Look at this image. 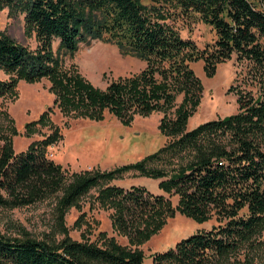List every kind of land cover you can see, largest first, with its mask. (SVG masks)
Here are the masks:
<instances>
[{
    "label": "trees",
    "instance_id": "obj_1",
    "mask_svg": "<svg viewBox=\"0 0 264 264\" xmlns=\"http://www.w3.org/2000/svg\"><path fill=\"white\" fill-rule=\"evenodd\" d=\"M23 16L26 35H33L34 50L0 32V70L10 76L0 81V99L12 94L19 81L45 79L54 105L64 117L99 120L107 112L124 124L135 115L162 113L158 130L177 138L133 166L108 173L80 172L66 182L65 170L47 157V149L61 140L59 129L25 152L15 154L11 129H0V207L29 206L60 194L58 210L67 208L104 181L128 172L160 179L159 190L178 196V206L163 195L144 188L107 186L97 201L111 210L115 231L130 245L139 246L156 235L168 218L184 215L196 223L212 218L217 226L195 233L173 249L151 256V264H218L251 242L264 228V10L249 0H0V10ZM201 23L215 34L202 49L183 38L180 24L190 29ZM74 54L81 44L102 41L123 55L145 63L137 75L94 89L76 72L64 70L53 53ZM235 57L243 84L257 94L236 91L238 111L187 131L186 124L200 104L201 81L192 65L201 62L207 78L219 65ZM234 89V88H233ZM182 104L172 114L175 96ZM49 113L25 128L49 124ZM0 114L7 115L5 112ZM172 114V116H171ZM11 122V121H10ZM12 126V122L10 123ZM190 151L193 160L180 169L162 171L148 164L166 153ZM141 251L130 250L113 239L101 246L63 240L48 245L0 236V264H142Z\"/></svg>",
    "mask_w": 264,
    "mask_h": 264
},
{
    "label": "rangeland",
    "instance_id": "obj_2",
    "mask_svg": "<svg viewBox=\"0 0 264 264\" xmlns=\"http://www.w3.org/2000/svg\"><path fill=\"white\" fill-rule=\"evenodd\" d=\"M249 1L264 10V0ZM178 27L181 36L194 41L200 49L216 39L214 32L201 23L193 24L190 29L181 24ZM0 32L30 50L36 47L34 36L25 33L23 16H9L7 9L0 10ZM52 47L64 70L76 72L94 89L104 90L109 82L137 75L145 68V63L138 58L123 55L115 45L102 41L81 44L72 55L58 52L57 41L53 42ZM192 69L201 81L203 91L199 106L186 124L187 131L236 114V91L258 95L256 88L244 86L242 69L234 56L219 65L212 78L205 76L201 62L192 65ZM8 78L10 76L0 70V81ZM49 88L50 84L45 79L34 83L19 81L12 94L0 99V113L7 114H0V129L7 135H11V129L17 132L11 136V140L13 152L19 154L44 139L55 127L58 128L61 140L47 149V157L65 170L66 182H70L71 175L80 172L108 173L123 166L136 165L177 139L160 135L158 126L163 118L162 113H153L148 117L135 115L128 124L107 112L99 120L77 119L71 115L64 117L54 105L55 97ZM182 100V94L175 96L172 114L182 104ZM46 111L50 112L49 124L36 126L33 134L25 136L26 126L38 121ZM192 160L193 154L188 150L176 154L172 152L163 154L160 159L149 163L148 167L169 172L173 168L177 170L189 165ZM160 182V179L147 178L137 172H128L112 181L104 180L62 215L57 204L60 194L45 197L29 206L0 207V236L51 246L63 240L101 246L113 239L125 248L141 251L144 257L142 264H151L154 254L173 249L177 242L217 226L214 218L199 224L176 212L146 243L130 245L128 239L112 227V211L99 205V190L107 186L144 188L152 195L168 198L172 208L176 209L178 196L163 194L158 188ZM218 264H264V228L251 242Z\"/></svg>",
    "mask_w": 264,
    "mask_h": 264
}]
</instances>
